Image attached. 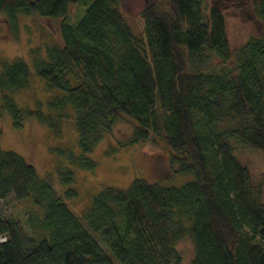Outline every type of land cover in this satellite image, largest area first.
Listing matches in <instances>:
<instances>
[{"label":"trees","instance_id":"16d2710c","mask_svg":"<svg viewBox=\"0 0 264 264\" xmlns=\"http://www.w3.org/2000/svg\"><path fill=\"white\" fill-rule=\"evenodd\" d=\"M81 1L0 0L11 28L24 17L60 20L62 42L31 65L0 61V111L16 129L28 119L54 132L57 118L73 111L80 167L90 171L97 163L85 155L127 121L128 145L158 140L171 152L172 175L194 181L104 187L76 216L22 156L0 148V203L15 200L11 218L0 214V264H181L177 246L186 241L190 264H264L263 184L235 156L238 147L264 154V0L252 1L259 35L233 51L224 13L207 8L209 0L147 7L141 37L119 0H87L81 19L68 24ZM32 77L59 93L48 104L52 115L13 98ZM64 175L72 183V172ZM76 196L67 190V199Z\"/></svg>","mask_w":264,"mask_h":264},{"label":"rangeland","instance_id":"374dc122","mask_svg":"<svg viewBox=\"0 0 264 264\" xmlns=\"http://www.w3.org/2000/svg\"><path fill=\"white\" fill-rule=\"evenodd\" d=\"M34 1V0H31ZM253 0H209L207 8H219L226 18L227 38L231 50L241 47L249 37H257L260 24L252 9ZM120 13L133 35L141 37V12L150 6L165 10V0H119ZM89 6L87 0L70 7L67 23L74 25ZM60 20H45L39 17L21 18L15 28H11L0 16V61L22 60L31 65L36 55L45 54L52 46H62L59 35ZM32 70V69H31ZM0 94V104H1ZM7 95H9L7 93ZM59 95L50 90L35 77L28 87L13 98L21 109L52 115L49 102ZM67 115V116H66ZM57 132L36 120L25 119L23 126L16 129L6 111H0V148L22 156L32 165L39 177L50 183L68 209L76 216H82L89 208L92 198L104 187L127 189L134 179L143 178L158 181L163 187H181L194 181L191 175L173 174L169 168L171 152L158 140L153 143H127L132 138V127L127 121H118L112 134L93 153L85 158L97 163L90 171L80 167L82 152L79 136L74 124V113L67 110L57 118ZM235 156L245 166L255 184H263L264 203V154L238 147ZM72 172L73 181L66 184L64 172ZM75 190L77 196L67 199V190ZM15 200L0 203V214L5 218L13 215ZM20 218L22 219V215ZM27 227V225H26ZM264 249V241H262ZM181 264H190L193 248L188 241L177 246Z\"/></svg>","mask_w":264,"mask_h":264},{"label":"built area","instance_id":"2783aa9c","mask_svg":"<svg viewBox=\"0 0 264 264\" xmlns=\"http://www.w3.org/2000/svg\"><path fill=\"white\" fill-rule=\"evenodd\" d=\"M5 240V238H0V242H3Z\"/></svg>","mask_w":264,"mask_h":264}]
</instances>
